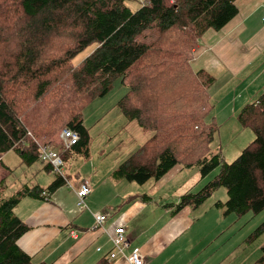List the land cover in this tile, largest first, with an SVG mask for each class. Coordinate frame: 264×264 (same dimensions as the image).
Listing matches in <instances>:
<instances>
[{"label": "trees", "instance_id": "trees-1", "mask_svg": "<svg viewBox=\"0 0 264 264\" xmlns=\"http://www.w3.org/2000/svg\"><path fill=\"white\" fill-rule=\"evenodd\" d=\"M236 1L143 0L133 9L128 0H0V158L14 151L25 165L41 161L45 171L55 172L47 186L24 182L10 189L7 175L0 180V264H48L20 247L29 226L16 207L26 197L50 201L68 184L40 158V149H57L68 127L80 137L72 148L57 149L64 162L88 155L84 109L110 93L118 78L127 85L118 106L152 134L112 171L114 180L144 184L179 164L197 168L204 178L216 171L201 189L182 195L177 207H199L225 187L228 198L216 201L225 215L264 212V90L237 115L253 130V141L226 161L212 115L215 78L191 64L202 36L238 14ZM263 235L264 220L247 242ZM261 251L254 264H264V243Z\"/></svg>", "mask_w": 264, "mask_h": 264}, {"label": "crops", "instance_id": "crops-1", "mask_svg": "<svg viewBox=\"0 0 264 264\" xmlns=\"http://www.w3.org/2000/svg\"><path fill=\"white\" fill-rule=\"evenodd\" d=\"M236 4L238 14L223 28L209 29L191 60L194 70L204 69L215 78L210 89L217 97L212 115L220 126L237 118L241 107L264 90V0H237ZM17 164L25 165L22 161ZM45 164L25 165L24 173L27 169L40 172ZM116 166L103 172L90 166L81 181L68 178L71 183L58 188L50 201L24 198L16 213L29 229L20 237V247L48 264H98L104 260L128 264L123 254L111 257L115 250L111 236L116 228L124 227L129 250L139 248L145 264H254L261 256L264 235L254 250L244 242L264 220V212L258 218L249 213L242 218L225 215L216 205L228 198L224 193L221 197L214 193L199 207H177L182 195L206 183L208 177L198 170L176 167L158 180L139 184L114 180L111 174ZM11 173L8 168V175ZM53 178L51 175L47 182ZM83 179L92 187L84 207L79 196ZM96 213L107 214L99 226ZM233 229H241L235 249L225 245L235 235Z\"/></svg>", "mask_w": 264, "mask_h": 264}, {"label": "rangeland", "instance_id": "rangeland-1", "mask_svg": "<svg viewBox=\"0 0 264 264\" xmlns=\"http://www.w3.org/2000/svg\"><path fill=\"white\" fill-rule=\"evenodd\" d=\"M142 2L143 0H128V4L133 9L140 7ZM96 46L97 43H94L79 53L75 57L74 63L81 62L96 48ZM126 91L127 85L123 83L121 79H115L113 82V89L110 93L103 97L96 98L84 109L85 124L90 132L89 154L87 156L86 154L77 153L74 156L71 155L69 159L65 158L61 171V174L65 178H72V180L79 181L82 177H84V173L90 169V166H96L98 172L106 171L115 165L118 166L151 136V130H144L138 122H129L118 106V101L126 93ZM215 99L217 104L216 96ZM254 137L255 134L252 129L244 128L239 123L237 118H231L224 126L221 124L216 140L218 145L221 144L222 153L226 161L231 162L249 143L253 141ZM49 146L51 148H55V146ZM59 148L67 150V148L63 145V140L62 145L57 147V149ZM16 158H19L18 161H14ZM0 161H2V157L0 158ZM9 161L12 164H8ZM20 161L21 157L14 151H11V153L4 157L3 163L9 165L10 167H7L12 171L10 175H8V168L6 165L0 162V180L7 175V180L11 184L10 189L14 188L18 183L19 185L17 188H19L24 182L34 184L37 179L41 181L39 182L40 185H47L49 183L47 182L48 178L51 175L55 176L54 171L47 172L44 169H41L40 172L33 171V169H27L24 173V169H26L27 166L22 164V167L20 164H17ZM37 164H33V166ZM176 167L181 169L198 170L195 167L184 168L181 164ZM39 173L41 174L40 177ZM215 173L216 171L211 174L207 180L212 178V176L214 177L216 175ZM43 178H45V180H43ZM122 180H126L125 182L129 181L127 179ZM68 182L71 183L70 180H68ZM66 188L70 189V186H67ZM216 190L214 191L215 194H220L221 197L224 193L227 198L228 193L225 187L219 188V191L217 190L218 193H216ZM84 200V198L82 199L80 197V203L83 207L85 206ZM79 208L82 210L80 206ZM249 215L255 216L254 218L259 217L254 213H249ZM232 216V218H239L236 214H232ZM240 232L241 229L237 231L233 229L231 233H235V235L232 236L225 245L229 246L231 249L239 247L238 240L240 238ZM261 238L262 237H259L251 243L244 242V244L250 246V248L254 250L260 243Z\"/></svg>", "mask_w": 264, "mask_h": 264}, {"label": "built area", "instance_id": "built-area-1", "mask_svg": "<svg viewBox=\"0 0 264 264\" xmlns=\"http://www.w3.org/2000/svg\"><path fill=\"white\" fill-rule=\"evenodd\" d=\"M262 19L264 21V12L262 14ZM79 137V134L75 130L68 127L64 128L61 132L63 145L67 149L72 148V146H74L79 141ZM39 156L43 161H50L53 164L54 169L58 172H61L64 165V160L57 150L44 145L40 149ZM91 190L92 187L89 180L85 179L80 185L79 196L83 199L88 194H90ZM95 216L96 226H99L106 219L107 214L96 213ZM74 234L76 235V233ZM111 237L115 246V250L111 252L112 258L117 257L119 254H123L127 259L128 264H145L144 256L142 255V252L139 250V248H134L131 251L129 250V240L126 236L124 227L116 228L115 234Z\"/></svg>", "mask_w": 264, "mask_h": 264}]
</instances>
